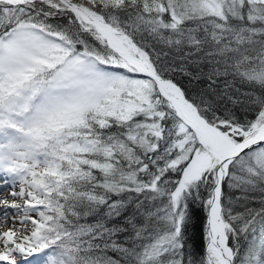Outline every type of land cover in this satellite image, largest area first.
<instances>
[{"label":"snow or ice","instance_id":"1","mask_svg":"<svg viewBox=\"0 0 264 264\" xmlns=\"http://www.w3.org/2000/svg\"><path fill=\"white\" fill-rule=\"evenodd\" d=\"M0 188V264H264V0H0Z\"/></svg>","mask_w":264,"mask_h":264},{"label":"rangeland","instance_id":"2","mask_svg":"<svg viewBox=\"0 0 264 264\" xmlns=\"http://www.w3.org/2000/svg\"><path fill=\"white\" fill-rule=\"evenodd\" d=\"M7 191H9V189H5V188H0V195L5 194ZM2 211V210H0ZM10 225H3L0 226V230H4L6 227H9Z\"/></svg>","mask_w":264,"mask_h":264},{"label":"trees","instance_id":"3","mask_svg":"<svg viewBox=\"0 0 264 264\" xmlns=\"http://www.w3.org/2000/svg\"><path fill=\"white\" fill-rule=\"evenodd\" d=\"M199 225H197L196 229H195V232H196V239H197V243H199Z\"/></svg>","mask_w":264,"mask_h":264}]
</instances>
